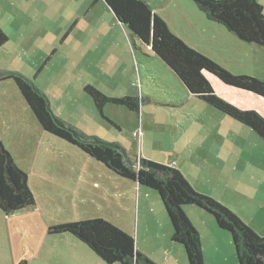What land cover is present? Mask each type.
<instances>
[{
	"label": "rangeland",
	"instance_id": "374dc122",
	"mask_svg": "<svg viewBox=\"0 0 264 264\" xmlns=\"http://www.w3.org/2000/svg\"><path fill=\"white\" fill-rule=\"evenodd\" d=\"M187 1L190 4L175 0L176 9L181 10L176 14L181 16L169 18L172 13H166L172 31L232 73H248L264 80V46L241 39L225 25L209 19L194 0ZM260 1L264 4V0ZM98 2L107 5L105 0H0V15L2 9L7 16L10 12L23 15L18 21L10 20L9 25H14L4 29L9 39L0 44V138L29 174L36 197V204L5 214L10 220L0 239V264L9 259L7 253L20 252L26 243L36 244L44 252L43 259L32 260L31 264H96V260L110 264L73 234L50 233L49 226L104 217L135 235L138 222L142 221V215L134 210L135 201L122 190L123 184L116 182L129 179L73 143L46 131L14 78L5 77L8 72H19L40 84L57 116L86 135L119 143L132 159L143 156L166 163L177 153L192 157L193 151L188 147L194 140L205 146L216 143L218 150L204 151L205 161L185 159L184 171L192 185L264 223V138L248 124L191 93L176 72L128 27L126 39L132 55L123 49L120 37L113 48H106L103 40L118 29L106 32L97 21V32L90 29L92 15L102 10ZM41 15H47V19ZM22 35L28 45H18L17 38ZM86 42H94L90 48L95 51L93 54L108 58V66L103 59L105 69L101 61L90 66L88 61L79 59ZM54 47L56 52L52 51ZM10 48L12 53L7 52ZM18 51L20 59L15 57ZM45 58L46 67L44 61L37 63ZM128 60L131 63L127 73L121 76L123 68L119 62ZM106 72L115 75L116 82L106 81ZM68 74L73 77L72 85L53 86L54 77L66 78ZM205 74L219 96L264 115V96L226 84L208 71ZM89 83L108 95L140 96L141 114L108 102L104 113L110 121L86 92L84 86ZM106 185H110L108 190ZM151 191L160 197L156 189ZM140 231L149 232L143 225ZM178 245L185 250L188 264L185 246Z\"/></svg>",
	"mask_w": 264,
	"mask_h": 264
},
{
	"label": "trees",
	"instance_id": "16d2710c",
	"mask_svg": "<svg viewBox=\"0 0 264 264\" xmlns=\"http://www.w3.org/2000/svg\"><path fill=\"white\" fill-rule=\"evenodd\" d=\"M117 19L149 45L183 81L188 90L209 104L251 126L264 138V115L255 109L240 108L219 96L205 74L210 72L226 84L264 96V80L235 74L208 55L190 46L170 28L146 0H105ZM209 19L215 20L241 39L264 46V4L260 0H194ZM9 34L0 25V44ZM32 108L42 127L73 143L116 174L156 189L173 224L172 239L185 246L189 264H205L201 236L189 218L185 205H197L211 213L218 226L231 233L240 264H264V235L235 210L214 196L199 192L176 165L147 157L132 159L119 143L89 136L57 116L48 96L19 72H8ZM98 110L108 102L141 110V97L108 95L94 84L84 86ZM112 121L111 119H109ZM29 174L17 163L0 138V209L7 215L36 204ZM50 233H70L87 244L103 261L121 264H160L136 246L134 234L104 217L60 222L49 226ZM17 264H28L26 259Z\"/></svg>",
	"mask_w": 264,
	"mask_h": 264
},
{
	"label": "crops",
	"instance_id": "0c3cea01",
	"mask_svg": "<svg viewBox=\"0 0 264 264\" xmlns=\"http://www.w3.org/2000/svg\"><path fill=\"white\" fill-rule=\"evenodd\" d=\"M99 1V0H98ZM150 3L152 8L160 14L169 24L167 15L166 13L170 14L169 18H174L181 16V14H176L180 13L181 10L179 8L176 9L175 7V0H146ZM185 2L186 4H190L187 0H181ZM101 7V11H97L94 15H92V26L93 28H90L93 30V33L97 32L98 27L95 26L97 23H102V27H104L107 31L109 32V29H118L117 33L110 32L108 34V37L106 41L103 44L104 46L113 48L116 42H119V37L123 41V49L126 50L128 54H131L132 50H130V46L127 42L126 39V33H127V26H125L123 23H120V21L117 19L113 11L109 8V6L101 4L98 2ZM45 17V20L47 19V15H41ZM22 14H14L10 12L9 15L7 16L6 13H4V10H1V15H0V25L5 29H11V27L14 25H9L10 20L12 22L18 21L20 18H22ZM105 25V26H104ZM90 26V25H88ZM86 25V28L88 27ZM7 28V29H6ZM106 32L104 34H106ZM103 36V35H102ZM24 35L22 37L17 38V43L19 46H24L28 45L29 43H24L22 41ZM99 42V40H97ZM95 45L94 42L90 43L86 42L84 45V51H82V54L79 59L82 61H88L89 65L92 66L93 62H100L102 63V67L104 68V63L103 59L104 57L98 56V54H93L95 51L92 50L90 51L91 46ZM72 47V46H71ZM97 46H94L95 48ZM86 48V49H85ZM53 52H56V47L52 48ZM70 58L73 57V47L70 48ZM98 51H101V47H98ZM8 53H12L11 48L7 51ZM18 55H15L18 59L21 57V52H17ZM105 55V54H104ZM132 55V54H131ZM51 57V55L48 56V58ZM47 58L43 59L42 61L38 60L37 63H45V67L48 64L46 63ZM104 62L108 66V58L104 59ZM39 63V64H40ZM128 63H131L130 60L128 62L121 61L119 62L120 67L123 69H120V74L121 76L126 75L127 73V68H128ZM26 63L25 65H27ZM123 64V65H122ZM42 66V65H41ZM40 66V67H41ZM44 67V69H45ZM111 67V66H110ZM20 68V67H19ZM21 70V69H18ZM69 76L64 78L63 75H60L58 77H54L52 81L55 83L53 86H64L67 87L69 85L73 84V77H70L71 74H68ZM111 73H104V78L105 80L109 79H114L115 75H112ZM121 76H118L117 78H120ZM116 82L117 79H114ZM40 89H42L40 84H37ZM43 90V89H42ZM48 96V95H47ZM141 111V110H140ZM141 113L139 112V115ZM147 113L145 114V116ZM143 134V132H142ZM190 143V142H188ZM187 143V144H188ZM189 149H191L193 152V158L197 163H200L201 161H205L204 157V151H211L213 148L214 150H218L220 147L217 146L216 143H210L208 146H205L203 143H199V141H192L190 143ZM142 157V156H140ZM139 157V158H140ZM191 156L187 157L183 153L180 155L174 154L170 156L169 161L166 163L176 165L179 167L182 172L187 176V174L184 171V162L186 159H189L188 162H190ZM137 159V158H136ZM202 165V164H200ZM187 179L189 182L192 184L193 182L191 179L187 176ZM30 180V185L32 186V180ZM116 182L123 184L124 188L122 190L124 192H129L130 197L135 201L134 204V210L138 215H142V221L138 222V228L136 230V234L134 235L136 238V246L148 254L150 257L153 259L159 261L161 264H185V250L183 251V247H179V243L175 242L172 239V234H173V224L171 220L169 219V215L167 214L165 210V206L163 205V201L161 200L160 197L157 196V194H154V192L151 191L152 188H149L147 186H144L136 181L133 180H117ZM107 190L109 189L110 185H106ZM194 187V186H193ZM195 188V187H194ZM196 189V188H195ZM104 191H107L106 189H103ZM197 190V189H196ZM199 191V190H198ZM202 192V191H199ZM205 193V192H202ZM208 195H211L209 193H205ZM213 196V195H211ZM224 204H228L227 200H221ZM228 206L231 207L230 204ZM186 212L197 228L200 236H201V242H202V248H203V253L205 257V264H239L237 261V254L234 248V245L232 243V237L231 234L226 232L225 230L221 229L214 216L207 212L206 210L195 206V205H190L188 206V209H186ZM238 214L249 224H251L261 235H264V223L260 224L256 221H254L252 215L250 213H247V215H243L242 212L239 210L235 209ZM6 213H4L0 209V239L3 237L4 232H5V226L8 224V221L10 220V216H6ZM10 215V214H9ZM119 224V223H118ZM141 225H143V228L145 230H148V233L140 231ZM122 228L127 230L128 232L131 233L128 229H126L124 226L121 225ZM133 234V233H132ZM178 245V246H177ZM184 252V253H183ZM43 249L36 244H29L26 243L24 248L20 252H9L7 254L9 255V259H7V262L5 264H17L21 260L27 258L29 260V264L32 263V260H39L43 259ZM186 254V253H185ZM187 257V255H186ZM7 258V257H6ZM23 258V259H22ZM103 261V260H102ZM4 263V262H3ZM2 263V264H3ZM75 263L81 264L82 262L76 261ZM96 264H102L99 260H96ZM139 264V263H138ZM189 264V261H188Z\"/></svg>",
	"mask_w": 264,
	"mask_h": 264
}]
</instances>
